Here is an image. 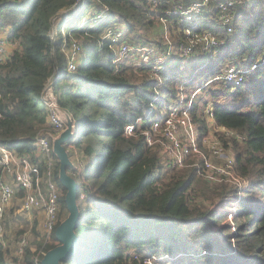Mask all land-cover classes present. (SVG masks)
Segmentation results:
<instances>
[{"label": "trees", "instance_id": "trees-1", "mask_svg": "<svg viewBox=\"0 0 264 264\" xmlns=\"http://www.w3.org/2000/svg\"><path fill=\"white\" fill-rule=\"evenodd\" d=\"M176 1L152 7L151 0H0V28L9 27L16 44L0 62V143L37 157L36 139L52 130L43 97L48 89L79 128L67 146L71 159L80 151L85 161L68 168L79 185V245L61 264H147L152 255L163 264H264V62L239 85L221 80L220 88L207 87L217 124L245 137L234 139L237 168L248 180L241 197L232 183L209 184L192 167H169L139 130L125 134L138 117L145 126L153 114L167 111L189 71L192 84L202 67V89L225 63L251 67L264 53V0H249L238 8L232 33L214 11L197 22L194 29L220 38V52L207 55L203 65V57L181 58L157 71L140 58L115 62L105 29L125 25L126 42L159 45L162 40L147 32ZM71 37L82 48L75 71L63 48ZM204 108L194 103L192 116L205 132ZM59 167L55 176L67 209ZM231 199L237 200L234 227ZM55 230L53 242H37L41 257L60 243ZM38 250L27 246L20 264H38ZM6 252L0 264H18Z\"/></svg>", "mask_w": 264, "mask_h": 264}, {"label": "built area", "instance_id": "built-area-1", "mask_svg": "<svg viewBox=\"0 0 264 264\" xmlns=\"http://www.w3.org/2000/svg\"><path fill=\"white\" fill-rule=\"evenodd\" d=\"M247 1L249 0L176 1L166 15H161L156 20L164 24L163 39L159 45L152 43L133 45L126 42L125 28L121 29V26L114 25L105 29L104 38L112 40L115 46V62L140 58L156 71L167 64H174L181 58L190 60L194 57H203L201 62H204L207 55L220 52V38L213 32L194 29L197 22L203 19L206 11H214L219 22L232 33L236 27L234 20L237 10ZM151 3L152 7H156L158 0H151ZM173 33L177 41L173 40ZM10 34L9 27L0 28V62L7 59L16 46L10 39ZM63 48L67 51L69 71H75L82 50L79 42L71 37L64 41ZM261 62H264V53L251 67L227 63L222 73L204 86L212 81L221 80L234 86L239 85L244 81L246 74L257 68ZM199 88L197 91L201 90V87ZM43 97L49 110L52 130L45 135H39L36 139L37 157L33 159L0 143V255L6 250L7 255L15 258L18 264L24 257L26 247L31 244L23 237L12 247L7 235V211L16 198H21L19 211L29 217V220L35 213L42 214L39 227L42 230L41 236L45 237L42 239L44 243L53 242L52 233L61 220L60 197L63 192L55 176L58 159L54 154L53 141L66 129L67 120L71 119L72 115L63 112L51 90L48 89ZM193 104L194 97L181 98L167 111L153 114L145 126H141L143 117L140 116L135 122L126 125L125 134L136 135L139 130L146 145L157 148L169 167L177 169L192 167L196 174L209 184L232 183L237 186L238 198L241 197L248 180L237 168L236 155L228 149L225 140L217 132L221 131L227 137H233L238 141H243L244 135L217 124L212 101L205 105L207 128L205 132L201 131L192 116ZM78 129L76 125L74 130ZM8 176L12 178L11 181ZM81 195L84 196V192ZM236 204L237 200L232 203L235 206ZM41 256L42 250L39 249L35 256L38 264H41ZM153 256L155 255L146 259L147 264L153 260Z\"/></svg>", "mask_w": 264, "mask_h": 264}, {"label": "rangeland", "instance_id": "rangeland-1", "mask_svg": "<svg viewBox=\"0 0 264 264\" xmlns=\"http://www.w3.org/2000/svg\"><path fill=\"white\" fill-rule=\"evenodd\" d=\"M90 17V16H89ZM125 28V25L121 26V29ZM163 30H164V24L160 21H156L154 26L147 32L148 37L153 38V39H163ZM173 40L177 41L175 38V35L173 33ZM231 58H228L227 60L230 61ZM138 61V60H137ZM202 60L198 61L200 64H204V62H201ZM188 64L189 63L188 61ZM227 63H225L226 65ZM185 65H187V63L185 62ZM195 75V83L193 82L192 84H190L191 81H193L192 78V73L189 71L188 75H186V79H187V84L188 87L185 86L184 84H178V88L181 87V89H179V93L177 98L175 99V102H178L181 98H184L185 96H187L188 98L194 97V103L199 102L200 105H206L207 101L212 99V95L208 93V88L209 86H215L216 88H220L221 87V81H213L208 85L203 86V88L199 91H197L198 89H200L199 87L202 85V67L197 69L196 74ZM171 86H173V84H171ZM226 98H222L220 100H225ZM206 101V102H205ZM218 135H220L222 137L223 140H225V143L228 147V149L234 154H237V150L238 148L236 147L235 144V140L233 139V137H227L225 134H223V132L219 131L217 132ZM240 143V142H239ZM241 145H243V143H240ZM73 157L72 160L74 162V165L76 164V166H79V164H81V166H83L85 164V161L80 162L81 158L84 159V156L81 154V152H73ZM59 162V159H58ZM199 180V179H197ZM197 182V181H196ZM210 200L207 201L208 204H210ZM233 200L231 199V201H229V204H232ZM20 204H21V198H16V200L14 201V204L11 205V207L8 209L7 211V221H6V230H7V235L8 238L10 240V242L12 243V247L15 246V244H17V242H19V240H21L23 237L26 238V242L28 244H31L33 248H37V242L40 241L41 239H45V237L41 236L42 230L40 229V221H42V214L41 213H35L31 216V219L29 220V217L25 216L24 214L20 213ZM235 207V208H234ZM237 206L235 205H229L228 206V219L229 222L232 224V227L235 226L236 223V210ZM69 216V210L68 208H62V213H61V222L64 221L67 217ZM168 257V256H167ZM42 259V257H41ZM162 258L158 255L153 256V260L149 262V264H161Z\"/></svg>", "mask_w": 264, "mask_h": 264}, {"label": "water", "instance_id": "water-1", "mask_svg": "<svg viewBox=\"0 0 264 264\" xmlns=\"http://www.w3.org/2000/svg\"><path fill=\"white\" fill-rule=\"evenodd\" d=\"M72 119L67 120L66 129L54 140V153L59 159V179L66 187V204L69 216L56 228V237L60 243L48 250L41 259V264H61L62 261L77 251L79 239L75 228L79 222L80 211L77 203L78 182L69 174L68 168L74 166L66 144L68 143L74 129Z\"/></svg>", "mask_w": 264, "mask_h": 264}, {"label": "crops", "instance_id": "crops-1", "mask_svg": "<svg viewBox=\"0 0 264 264\" xmlns=\"http://www.w3.org/2000/svg\"><path fill=\"white\" fill-rule=\"evenodd\" d=\"M53 143H54V141H53ZM0 175H1V174H0ZM8 179H9L10 181L12 180V178L9 177V176H8ZM60 222H61V220H60ZM60 222L58 223V225L60 224ZM58 225H57V226H58ZM55 231H56V230H55ZM53 241H54V239H53ZM50 243H51V242H50Z\"/></svg>", "mask_w": 264, "mask_h": 264}]
</instances>
